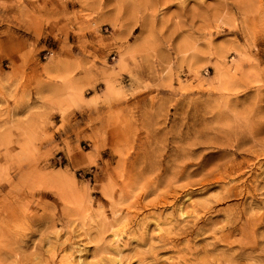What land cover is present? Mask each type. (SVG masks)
I'll return each mask as SVG.
<instances>
[{"label":"rangeland","instance_id":"374dc122","mask_svg":"<svg viewBox=\"0 0 264 264\" xmlns=\"http://www.w3.org/2000/svg\"><path fill=\"white\" fill-rule=\"evenodd\" d=\"M0 264H264V0H0Z\"/></svg>","mask_w":264,"mask_h":264},{"label":"crops","instance_id":"0c3cea01","mask_svg":"<svg viewBox=\"0 0 264 264\" xmlns=\"http://www.w3.org/2000/svg\"><path fill=\"white\" fill-rule=\"evenodd\" d=\"M24 25H25L24 31L27 33V41H26L27 45H25V49H26V46L32 44L33 45L32 47L35 49V51L39 50L42 47L41 46L42 44L40 43L45 42L41 40H46L48 35L52 36V34L54 33L52 28L51 27L48 28L47 26L44 25L43 22L41 23L38 22L36 25H31L29 23H26ZM31 64L33 65L32 69L34 70V72L36 74H39V78H41L42 81H45L41 83L40 89H41V94H46L45 91L54 88L56 83H53V81L49 82L48 79L44 76L45 72L46 73L50 72L53 74V73H56L57 69L53 65H48L45 69L44 66L46 62H39L37 61V58L33 59L31 61ZM31 99L34 100L33 97H31ZM45 107H46L45 109L48 110V106H45ZM49 116L51 115L49 114ZM56 116L57 115L51 116V120L53 122H56L53 120L55 119Z\"/></svg>","mask_w":264,"mask_h":264},{"label":"built area","instance_id":"2783aa9c","mask_svg":"<svg viewBox=\"0 0 264 264\" xmlns=\"http://www.w3.org/2000/svg\"><path fill=\"white\" fill-rule=\"evenodd\" d=\"M52 54L50 52H46L45 57H50Z\"/></svg>","mask_w":264,"mask_h":264}]
</instances>
